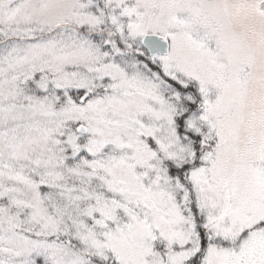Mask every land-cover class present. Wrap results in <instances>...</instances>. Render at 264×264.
Segmentation results:
<instances>
[{
	"label": "snow or ice",
	"instance_id": "1",
	"mask_svg": "<svg viewBox=\"0 0 264 264\" xmlns=\"http://www.w3.org/2000/svg\"><path fill=\"white\" fill-rule=\"evenodd\" d=\"M0 264H264V0H0Z\"/></svg>",
	"mask_w": 264,
	"mask_h": 264
}]
</instances>
